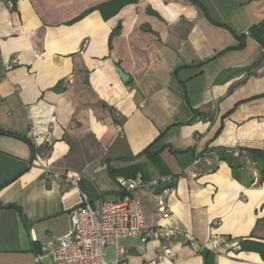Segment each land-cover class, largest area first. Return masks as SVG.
Here are the masks:
<instances>
[{"label": "crops", "instance_id": "0c3cea01", "mask_svg": "<svg viewBox=\"0 0 264 264\" xmlns=\"http://www.w3.org/2000/svg\"><path fill=\"white\" fill-rule=\"evenodd\" d=\"M11 1L0 0V264H53L44 244L71 231L81 193L97 209L137 174L173 178L172 190L162 218L159 192L137 193L148 241H124L128 264H264L240 250L264 243L250 154L264 150V60L234 74L264 52L250 36L264 0H138L108 20L98 7L111 0ZM241 148L237 179L217 151ZM46 167L82 172L80 188Z\"/></svg>", "mask_w": 264, "mask_h": 264}, {"label": "built area", "instance_id": "2783aa9c", "mask_svg": "<svg viewBox=\"0 0 264 264\" xmlns=\"http://www.w3.org/2000/svg\"><path fill=\"white\" fill-rule=\"evenodd\" d=\"M4 1L14 8V2ZM45 173L51 174L55 180L67 182L73 188H80L84 179L82 172L73 170L59 173L46 167ZM171 180L170 177H159L148 181L137 174L123 180L120 200L104 201L97 209L92 206L89 196L81 193V204L71 215V231L56 242L45 243V253L51 257L53 264H128L124 241H148L143 203L137 193L145 188L156 189L159 192L157 215L162 218L168 214L165 198L172 190L169 186ZM178 234L192 242L186 231L180 230ZM212 240L215 243L222 241L216 236ZM109 246L114 247L113 260H108L106 256L105 250Z\"/></svg>", "mask_w": 264, "mask_h": 264}, {"label": "trees", "instance_id": "16d2710c", "mask_svg": "<svg viewBox=\"0 0 264 264\" xmlns=\"http://www.w3.org/2000/svg\"><path fill=\"white\" fill-rule=\"evenodd\" d=\"M138 0H111L105 4H102L98 7V9L102 12V15L105 20H108L112 17H114L123 7L129 4L137 3ZM15 9V3L14 8ZM12 9V10H13ZM119 33V28L114 31V33L111 36V39ZM250 36L259 43L261 48L264 50V22L253 26L250 29ZM264 60V52L261 55V58L258 63H255L254 65L238 70L237 72H234V74H241L246 73L247 75L252 74V71L256 68H258V65L263 62ZM230 73H226L225 77L229 78ZM52 150L51 144H45L42 148L34 149V154L36 155L37 152H40L41 154H49ZM237 155L235 154V151H227V150H218V156L221 160L227 162L229 166L233 169L235 177L238 179L240 174V169L244 167L245 163V153L248 151L246 149H238ZM250 154L253 155V159L258 165V168L260 170L262 180H264V150H252L250 151ZM173 179V178H172ZM241 251H248V252H257L259 253L262 258L264 259V243L260 242H253L249 240H244L241 242L240 245Z\"/></svg>", "mask_w": 264, "mask_h": 264}, {"label": "water", "instance_id": "95a60500", "mask_svg": "<svg viewBox=\"0 0 264 264\" xmlns=\"http://www.w3.org/2000/svg\"><path fill=\"white\" fill-rule=\"evenodd\" d=\"M118 72H119V74H120L122 80H123L124 82H126V81L128 80V76H126V75L124 74V72H122V70H119V69H118Z\"/></svg>", "mask_w": 264, "mask_h": 264}, {"label": "rangeland", "instance_id": "374dc122", "mask_svg": "<svg viewBox=\"0 0 264 264\" xmlns=\"http://www.w3.org/2000/svg\"><path fill=\"white\" fill-rule=\"evenodd\" d=\"M110 247L113 248V250H114V247L109 246V247L106 248L105 252H106L107 259H108V260H113V258H110V257L108 256V254H107V249L110 248Z\"/></svg>", "mask_w": 264, "mask_h": 264}]
</instances>
